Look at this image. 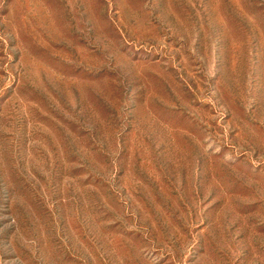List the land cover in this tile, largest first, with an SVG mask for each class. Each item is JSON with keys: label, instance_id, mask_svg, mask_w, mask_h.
I'll return each instance as SVG.
<instances>
[{"label": "rangeland", "instance_id": "obj_1", "mask_svg": "<svg viewBox=\"0 0 264 264\" xmlns=\"http://www.w3.org/2000/svg\"><path fill=\"white\" fill-rule=\"evenodd\" d=\"M0 264H264V0H0Z\"/></svg>", "mask_w": 264, "mask_h": 264}]
</instances>
